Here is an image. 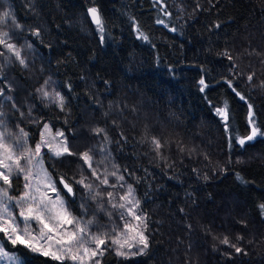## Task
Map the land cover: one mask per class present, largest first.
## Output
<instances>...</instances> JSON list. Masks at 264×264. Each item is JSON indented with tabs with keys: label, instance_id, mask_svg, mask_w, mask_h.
Masks as SVG:
<instances>
[{
	"label": "trees",
	"instance_id": "16d2710c",
	"mask_svg": "<svg viewBox=\"0 0 264 264\" xmlns=\"http://www.w3.org/2000/svg\"><path fill=\"white\" fill-rule=\"evenodd\" d=\"M93 7L102 32L88 19ZM4 12L0 33L25 61L0 45V88L12 97L0 98L5 143L20 154L45 124L64 134L72 155L40 156L67 212L91 235L139 223L126 215L131 205L113 207L126 203L119 198L129 185L139 201L149 248L125 259L109 244L100 264H264V136L238 142L251 133L249 104L264 132V0H0ZM225 106L227 121L217 114ZM86 151L92 168L80 158ZM24 186L14 170L9 195ZM3 243L21 264H74Z\"/></svg>",
	"mask_w": 264,
	"mask_h": 264
},
{
	"label": "snow or ice",
	"instance_id": "6c2138e0",
	"mask_svg": "<svg viewBox=\"0 0 264 264\" xmlns=\"http://www.w3.org/2000/svg\"><path fill=\"white\" fill-rule=\"evenodd\" d=\"M88 12L90 13L93 21L96 23L97 26H99L100 31H103L102 27V21L98 12V9L93 7L88 9ZM10 14L8 12H4L3 16L0 17V23L4 22V18L8 17ZM158 23H163V21H157ZM17 28H20L21 26L19 24L15 25ZM219 27V25H217ZM172 31H175V29H172ZM35 35H39L38 32L34 33ZM9 36L8 32L0 33V45L4 46L8 49V51L12 52L17 60H19L20 64H24L25 61L23 58H21V53L18 48L12 43H9L6 39ZM140 36L143 37V33H140ZM144 39H147V37H143ZM0 55H3L2 52H0ZM229 59L231 57L229 56ZM255 74H251L247 76V80L251 82L253 80V76ZM47 83V82H45ZM199 83L203 86L201 87V91L204 90L207 85L205 84V81L201 79ZM229 87H232L231 81H228ZM261 86H264V83H262ZM9 87V91H10ZM232 90L236 92V89L232 87ZM43 95V97L48 98L50 96V93L44 88L38 89ZM236 95L240 97L241 100L244 99L243 96L240 95L239 92H236ZM0 98L11 100V96H5V90L3 88H0ZM54 102H57L61 108H63V97L60 95V93H55V96L53 97ZM14 108L16 107V104L13 102L12 105ZM248 123L252 125L251 127V133L242 139H239V143L243 145L245 143V140L251 141L253 140L257 135L264 136V132H262L258 127L255 126L254 121V113L252 111V105H248ZM217 114L222 116L225 121L228 120V112H227V106H225L224 109H217ZM4 115L3 112H0V117ZM23 115V113H21ZM2 123V121H0ZM23 137H27L28 133L24 132L23 129L20 130ZM51 129L47 124L43 126V131L41 132V140L38 142L34 149H24L19 155L16 154V152L5 143V134L0 133V232H4L8 239L11 241L13 245L17 243L24 244L25 240L21 238V234L17 231V224H16V217L12 215V212L9 208V202L13 201L15 199L16 205L19 206L20 211L18 215L22 218L24 222H27L29 220L35 219L38 223H40L43 228L39 234V239H44L46 241H54L55 244L60 245L61 247L58 249L60 254H57L56 252H45V255H52L54 259L56 260H64L68 259L74 262V264H84V260L87 257L89 261L92 262V264H100L99 259H95L97 256H102L104 254V251L107 249V246L109 244L115 245V254L120 257H124L127 259L129 256H137V255H143L145 254L146 249L149 248V240L148 237L145 235L144 231L141 229V225H143L144 228H146V224H144V217L141 215H138L135 212V208L139 207V201H135L133 198V189L131 185L128 186V191L125 195L121 196L119 199L125 201L126 203H119L114 204L113 207H119L121 209L126 208V204L131 205L130 207L126 208V215H130L133 217L135 221H138L139 223L136 225H133L127 221H125L124 227L121 230V232L118 235L114 236H108L106 233H101L99 235L92 234L90 237L91 243L95 245L94 248H89L85 246L84 240L87 237V229L86 227L79 226L76 222V219L74 217L70 216V213L67 212V209L63 207V200L60 199V197L57 195L56 202H53L50 197L42 196L39 200L35 195H32L29 192H24L23 195H21L18 198H14L9 195V188L12 187V176L14 169L18 173H24V179L25 181H30L32 178V172L30 170L25 169L20 163L21 159L26 160L28 164L32 163V158L40 157L41 155V149L42 147H47L49 151L53 152V154L57 157L68 154L72 155L73 153L70 151L69 147L67 146L66 141H58L55 146L45 139V133H50ZM94 132L97 135L104 134V139L107 140V134L105 133L104 129H94ZM62 132H57L56 135L53 137V140L56 139V137H63ZM152 143L155 146L156 150H159L162 145L160 140L153 137ZM19 144V141H18ZM80 158L88 165L89 168H92L91 160L92 157L89 155V152H83L80 154ZM92 175L96 176V179L100 181L103 185H109V180L107 179V176H101L98 174L95 169H93ZM112 176H117L116 172L111 173ZM117 179L120 181L124 180L123 175L117 176ZM45 180L47 181L46 187L50 188L52 192H57V188L55 185L50 181L48 178V174L45 173ZM61 184H63L64 188L67 190V193H73V189L65 182L63 179L60 181ZM77 183L82 184L85 188L91 190L92 185L86 184L84 179H81L77 181ZM111 187H115V185H109ZM31 183H25V188L29 189L31 188ZM35 191H39V188H37ZM99 195V193H97ZM108 198L113 197L112 192L107 193ZM47 200V203L45 201ZM27 201H32V203H27ZM57 203L59 204L60 211L55 212L54 215H51L53 213V209L56 208ZM51 204L52 207H49L48 205ZM262 209H264V205L260 206ZM50 214L48 217V222H45V214ZM125 214H122L121 218H124ZM88 223H91L89 221ZM7 225V227H6ZM66 225L73 226V231H65L64 228ZM47 230L46 232L44 230ZM115 231V230H114ZM52 233H57L59 238H55L53 235H49ZM25 235H27V230H25ZM32 240H36L37 237H31ZM223 243L228 244L229 241L227 238H225ZM66 245V247H65ZM29 247H32V244H28ZM235 247V245H232ZM51 247V245H49ZM136 248V251H125V249L131 250L132 248ZM33 250H36L35 248ZM237 252H240V248H236ZM0 256H7V253L4 252L3 248L0 247Z\"/></svg>",
	"mask_w": 264,
	"mask_h": 264
},
{
	"label": "rangeland",
	"instance_id": "374dc122",
	"mask_svg": "<svg viewBox=\"0 0 264 264\" xmlns=\"http://www.w3.org/2000/svg\"><path fill=\"white\" fill-rule=\"evenodd\" d=\"M155 1H159V0H155ZM162 10L164 11V8H162ZM6 39H8V37ZM42 131H43V129H42ZM56 133H57V131H53V130H51L50 133H45V139L48 140L49 142H51L54 146L58 141L63 140L62 137H56V139L53 140V137L56 135ZM258 136H260V135H257L256 137H258ZM40 140H41V135H40L38 142H40ZM245 141H248V140H245ZM7 145H9V144H7ZM42 149H46L49 151V149L47 147H42ZM16 153L18 154V151H16ZM51 153H53V152H51ZM20 163L23 167H25L26 171L30 170L32 172V178L30 179V181H25V183L30 182L32 187L29 189L25 188L24 192L27 191V192L31 193L32 195H35L38 200L42 196L50 197L53 202H56V198L58 195L60 197V199L63 200V202H64L63 207L66 209L65 197L63 195L59 194L58 191L52 192L50 190V188H47L45 186L47 183V181L45 180V173L48 174V178L55 185V187H56V184L52 179V175L50 174V172L46 168L44 160L42 159V157L41 156L40 157L34 156V158H32L31 164H28L27 161L23 160V159H21ZM21 174L24 175V173H21ZM37 188H39L38 192L35 191ZM20 196L21 195H19V197ZM27 203H32V201H27ZM45 203H47V200L45 201ZM48 206L52 207L51 204H49ZM9 208H10V211L12 212V215L16 217L17 231L21 234V238L25 240V243L24 244L17 243L15 245H13L11 243V241L8 239V236L4 232H0L3 235V240L0 239V247H2L4 252L7 253V256H0V264H21V261H20V258L18 257V255H16L14 252L7 251L5 249L3 242H5V244H7L10 247H15L16 245L27 247L31 252L37 253L39 255L53 257L52 255H45L44 254L45 252H56L57 254H60V252L58 251V249L61 247L60 245L55 244L54 241H46L44 239H39V234L43 228V226L40 223H38L35 219L29 220L27 222H24L22 220V218L18 215L20 208L18 205H16L15 199L13 201L9 202ZM58 211H60V207H59V204L57 203L56 208L53 209V213L51 215H54L55 212H58ZM49 215L50 214H48V213L45 214V222H48ZM133 225H136V223L134 222ZM6 227H7V225H6ZM25 230H27V235H25ZM64 230L65 231H73L74 228L71 225H66ZM44 231L46 232L47 230L45 229ZM88 234L89 235L84 240L85 246H87L89 248H94L95 245L92 246V243L90 240L91 234L90 233H88ZM49 235H53L57 239L59 238L57 233H52ZM31 237H37V239L32 240ZM28 244H32V247H29ZM49 245H51V247H49ZM65 247H66V245H65ZM34 248L36 250H33ZM97 257L95 259H97ZM69 261H71V260H69ZM71 262L74 263L73 261H71ZM84 264H92V262L89 261L86 257L84 260Z\"/></svg>",
	"mask_w": 264,
	"mask_h": 264
},
{
	"label": "water",
	"instance_id": "95a60500",
	"mask_svg": "<svg viewBox=\"0 0 264 264\" xmlns=\"http://www.w3.org/2000/svg\"><path fill=\"white\" fill-rule=\"evenodd\" d=\"M153 1H154V0H153ZM87 16H88V19H89L90 23H91L93 26H96V27H97L96 23L93 21V19H92L90 13H89L88 11H87Z\"/></svg>",
	"mask_w": 264,
	"mask_h": 264
}]
</instances>
